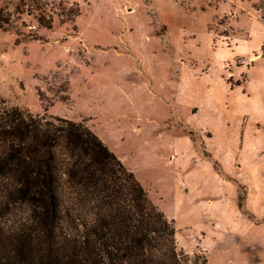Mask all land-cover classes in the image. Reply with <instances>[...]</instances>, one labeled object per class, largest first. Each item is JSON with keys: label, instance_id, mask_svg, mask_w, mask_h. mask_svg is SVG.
<instances>
[{"label": "rangeland", "instance_id": "374dc122", "mask_svg": "<svg viewBox=\"0 0 264 264\" xmlns=\"http://www.w3.org/2000/svg\"><path fill=\"white\" fill-rule=\"evenodd\" d=\"M34 2L0 0V113L83 122L190 264H264V0Z\"/></svg>", "mask_w": 264, "mask_h": 264}, {"label": "trees", "instance_id": "16d2710c", "mask_svg": "<svg viewBox=\"0 0 264 264\" xmlns=\"http://www.w3.org/2000/svg\"><path fill=\"white\" fill-rule=\"evenodd\" d=\"M10 21L0 4V31ZM37 23L51 29L42 14ZM0 264L190 260L177 249L173 221L83 122L11 108L0 113Z\"/></svg>", "mask_w": 264, "mask_h": 264}, {"label": "crops", "instance_id": "0c3cea01", "mask_svg": "<svg viewBox=\"0 0 264 264\" xmlns=\"http://www.w3.org/2000/svg\"><path fill=\"white\" fill-rule=\"evenodd\" d=\"M263 52V55H264V51H262ZM259 58V55H255V56H253V57H250V58H248V63H250V65H248V67H251V65L253 64V62L256 60V59H258ZM247 67V68H248ZM247 70V69H246ZM245 81H246V76H245ZM245 81H244V83H243V85L245 84ZM238 211H239V209H238ZM240 212V211H239ZM240 215L243 217L244 216V214L243 213H241L240 212Z\"/></svg>", "mask_w": 264, "mask_h": 264}]
</instances>
